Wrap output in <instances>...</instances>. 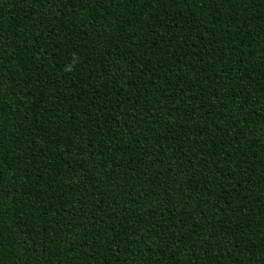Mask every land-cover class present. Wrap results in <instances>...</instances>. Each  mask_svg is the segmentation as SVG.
<instances>
[{"label": "trees", "instance_id": "16d2710c", "mask_svg": "<svg viewBox=\"0 0 264 264\" xmlns=\"http://www.w3.org/2000/svg\"><path fill=\"white\" fill-rule=\"evenodd\" d=\"M0 264H264V0H0Z\"/></svg>", "mask_w": 264, "mask_h": 264}]
</instances>
